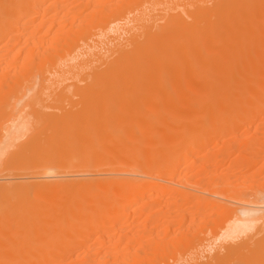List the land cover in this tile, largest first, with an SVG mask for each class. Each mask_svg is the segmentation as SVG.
I'll return each instance as SVG.
<instances>
[{
  "label": "bare ground",
  "instance_id": "1",
  "mask_svg": "<svg viewBox=\"0 0 264 264\" xmlns=\"http://www.w3.org/2000/svg\"><path fill=\"white\" fill-rule=\"evenodd\" d=\"M46 41L76 46L81 56H47ZM6 44L10 52L4 55ZM28 48L38 49L34 55L42 59L43 77L86 74L88 88L123 95L125 108L143 105L146 113L165 112V125L149 134L144 121L131 117L106 124L107 129L140 130L138 143L151 145L142 174L103 170L101 179L64 178L40 186L2 181L0 264H264V199L228 196L220 204L215 194L190 193L189 182L176 179L178 163L187 170L198 161L194 155L214 156L205 153L209 139L202 122L211 114L216 118L217 106L234 108V116L227 118L224 110L218 116L233 127L263 117L255 111L264 109V0H0V61ZM29 117L19 112L3 128L0 168L29 136ZM176 125L184 131L178 133ZM259 156L250 149L244 154L247 160ZM41 187L66 194L58 189L63 196L55 190L48 201H58L54 195L63 197L60 201L39 203ZM98 190L111 199L97 197ZM179 196L180 203L172 202ZM144 204L151 207V223H160L157 232L153 226L114 233L118 223L131 225V216L139 217ZM65 209L70 224L50 234L51 215ZM198 209L204 210L199 227L194 224ZM176 226L182 229L179 235L161 241L160 234L167 237ZM139 242L138 251L129 250Z\"/></svg>",
  "mask_w": 264,
  "mask_h": 264
},
{
  "label": "rangeland",
  "instance_id": "2",
  "mask_svg": "<svg viewBox=\"0 0 264 264\" xmlns=\"http://www.w3.org/2000/svg\"><path fill=\"white\" fill-rule=\"evenodd\" d=\"M44 45L42 49L50 50L46 55L59 60L63 57L72 59L73 56L78 58L81 56L78 47L66 49L64 42L55 45L46 41ZM20 47L21 45H18L15 50H11L12 54L16 53ZM4 49L1 54L6 55L7 52H10L8 44L4 45ZM37 50L32 48L22 50L11 61L9 58L3 60L4 55L1 56L3 61H0V136L3 133V128H6L9 121L19 112H24L31 118L29 117V136L5 159L0 168V184L5 182L7 185L10 182L9 184L13 185L26 181L40 186L48 181V183H53L59 182V180L64 181L66 178L69 180L70 178L97 180L103 177L101 174L103 170L142 174L146 161L150 158L151 145L144 144V142L138 143V138L141 137L140 130L107 129L106 124L108 121L119 122L124 117H131L144 121L149 126L148 133L150 134L154 129H161L165 125L166 113L163 111L146 113L143 105H139L138 108L134 106L125 108L119 99L123 95L106 94L101 90L88 88L89 80L86 74H70L60 79L54 75L43 77L40 70L42 59L34 55ZM48 60L50 61L51 58L43 63L46 61L49 63ZM24 95L27 96L24 97L25 99ZM251 96L255 97V95ZM21 99L22 101H20ZM244 104L248 106L247 102ZM225 105L230 108L227 103ZM225 105L220 106L221 110L220 107H216V118H211L213 115L211 114V116L204 117L202 122V127L205 129L203 134L205 138L209 139L205 153H213L214 156L201 159L203 153L194 155L192 159L197 158L198 161L187 170L185 164L178 163L180 172L176 179L182 183L189 182L193 187L188 190L190 193L206 198H209L212 193L215 194L216 203L221 204L222 201L225 203L224 198L228 196L260 202L264 199V124H262L264 109L255 111L257 113L255 116H263L260 119L249 118L246 123L233 127L230 123H223L218 118L221 114L223 115V110L224 114L226 111L227 118H230L231 113L234 116V108L229 111V109L226 110L228 107L225 109ZM237 108L236 106L235 109ZM245 113L248 114V112ZM183 128L181 125H176L178 133L183 132ZM196 129L198 127L194 128V130ZM108 130H111L110 134ZM210 135L212 136L209 137ZM109 140L112 141L109 142ZM248 149L255 153L257 151L260 156L253 160H247L244 154ZM109 177L117 179L125 176L112 174ZM84 187H89V185ZM58 189L61 192L60 188L55 190L58 191ZM38 190L39 203L44 202L45 198L48 203H53L54 200L51 198L50 202L48 197L52 196L53 191L55 192L54 189L49 191L47 188H42L44 193L40 188ZM59 191L58 194H61L62 192ZM202 191L207 192L206 195ZM98 192L97 197L106 195L107 199H111L103 191L98 190ZM62 194L66 193L63 191ZM40 195L41 197H39ZM42 195L45 197L43 198ZM54 196L58 197L56 198L58 201H60L59 197L63 198L60 195ZM151 198L148 197L147 201ZM77 199L76 206L80 209L81 201L79 198ZM35 200L37 201V197ZM182 200L183 197L179 196L170 201L180 203ZM142 210L144 212L139 217L131 216V225L124 222L118 223L114 233L119 234L138 227H145L144 229L149 230L153 226L157 232L160 223H151L148 217L151 207L144 204ZM187 210L186 216H189L191 209ZM203 212V209L196 211L194 224L197 227L201 225ZM222 216H220V221L223 219ZM213 217H215V213H213ZM69 218V211L66 209L60 213L52 214L50 234H60V231L70 224ZM59 221L64 223L63 227L56 226ZM220 221L216 220L220 223L219 226L223 224ZM181 230L176 226L169 236L160 234L161 241L164 242L168 237H177ZM10 231L11 229L6 232ZM100 231V229H93V232L97 234ZM109 232L112 233V231ZM93 242L92 240L91 246H93ZM140 243L130 246L129 250L138 251ZM169 263L171 264L170 261ZM180 263L182 262L180 261Z\"/></svg>",
  "mask_w": 264,
  "mask_h": 264
}]
</instances>
